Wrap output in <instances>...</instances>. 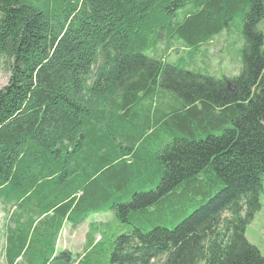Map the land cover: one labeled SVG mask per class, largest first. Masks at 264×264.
I'll return each instance as SVG.
<instances>
[{
	"label": "trees",
	"instance_id": "16d2710c",
	"mask_svg": "<svg viewBox=\"0 0 264 264\" xmlns=\"http://www.w3.org/2000/svg\"><path fill=\"white\" fill-rule=\"evenodd\" d=\"M237 17L239 75L198 69ZM263 19L264 0H0L5 264H264L245 236L264 181ZM173 45L192 59L167 64ZM157 90L167 112L125 120ZM106 201L114 221L56 255L64 224Z\"/></svg>",
	"mask_w": 264,
	"mask_h": 264
},
{
	"label": "rangeland",
	"instance_id": "374dc122",
	"mask_svg": "<svg viewBox=\"0 0 264 264\" xmlns=\"http://www.w3.org/2000/svg\"><path fill=\"white\" fill-rule=\"evenodd\" d=\"M264 27V19L260 23L259 27ZM242 25L240 18H235L229 26V31H225L219 36L213 39L212 44H206L196 53L195 59L197 65L201 66L198 69L207 70V74L216 78H233L237 77L242 68L241 62V50L243 48V41L241 37ZM173 50L170 49L168 55L167 64L173 61H179L182 57L184 61H190L192 58L189 54H184L179 45H173ZM209 50L206 54V51ZM150 55V53H147ZM180 57V58H178ZM190 58V59H189ZM9 80V74L0 69V89L6 86ZM159 86V85H158ZM159 103L162 101H158ZM147 106L154 108L153 104L147 102ZM140 147V145H139ZM129 196V195H128ZM124 197L123 202L130 197ZM261 209L255 214L252 222L246 229L245 236L247 241L255 246L259 252L264 256V181L263 191L260 196ZM108 206V205H106ZM4 207L0 205V264H5L4 250L6 245V230L8 225V216L4 212ZM190 210L187 211V214ZM114 221L112 215L102 214L87 217V220L78 225L64 224L58 239H57V252L56 255L62 251H68L72 257L77 258L81 256L87 243V234L91 224H100L102 227L108 225ZM101 228V227H100ZM106 229V227H104ZM94 241H99V237L96 236Z\"/></svg>",
	"mask_w": 264,
	"mask_h": 264
},
{
	"label": "crops",
	"instance_id": "0c3cea01",
	"mask_svg": "<svg viewBox=\"0 0 264 264\" xmlns=\"http://www.w3.org/2000/svg\"><path fill=\"white\" fill-rule=\"evenodd\" d=\"M164 96L165 95H162V97H164ZM170 100H172V99H170ZM158 101H162V99H161L160 91L157 90L153 96H147V97L143 98V100L136 107L132 108L128 112V117L125 120L134 121L135 124L137 122L142 124V120H143L146 124H150V123L152 124L153 123L152 120L155 119L157 111L160 110V111L167 112L168 110L166 108H168L171 105L167 101V98L160 103ZM147 102H150L151 104H153L154 108L147 106L146 105ZM132 117H135V118L131 119ZM122 123H124V122H122ZM130 125H131V122H130ZM162 145L164 146V143L161 145H159L157 143L150 144L152 150L159 149ZM136 188H137L136 185L131 186V188H130L131 193ZM143 189L148 190L146 187H143ZM108 201H106L102 206H99L96 210L89 212V214H88L89 216H87V217H92L94 215H102V214H110L111 215V210L109 209L111 202H108ZM106 205H108V206H106ZM86 220H87V218L84 221H82L80 224L84 223Z\"/></svg>",
	"mask_w": 264,
	"mask_h": 264
}]
</instances>
